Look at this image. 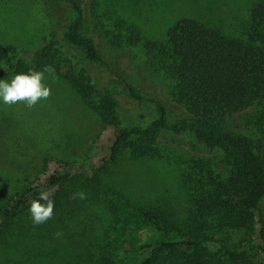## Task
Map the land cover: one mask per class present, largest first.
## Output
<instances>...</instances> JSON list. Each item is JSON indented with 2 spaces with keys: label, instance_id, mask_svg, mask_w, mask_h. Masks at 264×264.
<instances>
[{
  "label": "trees",
  "instance_id": "1",
  "mask_svg": "<svg viewBox=\"0 0 264 264\" xmlns=\"http://www.w3.org/2000/svg\"><path fill=\"white\" fill-rule=\"evenodd\" d=\"M66 1L78 15L64 37L89 60L101 62L94 38L82 32V9L75 0ZM92 4L96 13L99 1ZM95 21L100 35L112 45H141L151 72L165 80L169 93L187 113L171 126L165 107L156 100L159 116L155 120L123 127L118 113L123 89L118 93L108 87V82L100 86L90 73L73 70L70 60L63 58L58 38L34 48L0 44V78L29 70L47 72L44 69L50 67L53 72L47 73L66 80L99 118L100 136L104 138L102 145L87 151L83 161H56L53 169L40 171L0 204V242H6L16 227L31 219L29 202L38 199L41 192L53 202V208L80 192L103 205L113 222L125 221V206L131 215L138 216L136 226L142 227L140 230H152L151 235L127 249L133 254L148 252L139 264H264L260 208L264 198V139L251 138L237 124L238 116L243 112L249 116V111L259 126L264 120V0L252 4L241 23L240 36L196 18L182 17L162 38L152 39L115 8L95 14ZM120 79L125 82L124 91L138 97L131 85ZM245 122L249 124L251 119ZM163 128L190 131L198 143L221 150L227 164L222 173L204 159L181 157L182 186L191 204L181 220L172 208L133 202L106 180L111 166L127 151L135 156H158ZM170 233L173 237L168 236ZM97 264L113 263L104 257Z\"/></svg>",
  "mask_w": 264,
  "mask_h": 264
},
{
  "label": "rangeland",
  "instance_id": "2",
  "mask_svg": "<svg viewBox=\"0 0 264 264\" xmlns=\"http://www.w3.org/2000/svg\"><path fill=\"white\" fill-rule=\"evenodd\" d=\"M83 11L84 35L96 42L101 62L89 60L84 52L64 36L77 17L76 8L66 0H0V44L20 48L39 47L52 37L60 40L63 58L73 70L90 73L100 86L120 93L118 113L121 126L146 125L159 116L158 100L166 109L169 125L178 123L186 110L168 91L165 80L149 69L141 45L118 47L102 37L95 14L110 8L140 27L149 38H162L182 17L201 20L240 36L241 23L256 0H75ZM96 8V7H95ZM64 60V61H67ZM67 69V64H63ZM2 63L0 62V67ZM42 84L50 89L47 98L28 107L25 102H0V204L31 182L40 171L53 169L56 161H83L87 151L104 143L99 118L82 102L79 94L60 76L43 72ZM15 74L0 79L10 81ZM121 78L137 93L124 91ZM238 116V128L251 138L263 137L264 120L259 126L251 111ZM251 119L247 124L245 121ZM204 159L218 172L225 173L223 152L198 143L190 131L161 130L159 154L120 155L106 176L133 202L172 208L181 220L191 205L182 186V156ZM83 194V198L81 195ZM260 208L264 217V198ZM126 217L113 222L110 212L78 193L64 205L53 208L51 218L41 224L27 219L18 223L9 239L0 242V264H68L87 261L97 264L110 258L113 264H139L147 251L133 254L127 249L153 232L136 226L137 215L122 206ZM129 229V230H127ZM142 231V232H141ZM56 233H60L59 236ZM169 237H173L170 233Z\"/></svg>",
  "mask_w": 264,
  "mask_h": 264
},
{
  "label": "clouds",
  "instance_id": "3",
  "mask_svg": "<svg viewBox=\"0 0 264 264\" xmlns=\"http://www.w3.org/2000/svg\"><path fill=\"white\" fill-rule=\"evenodd\" d=\"M44 71L53 72V69L46 67ZM43 75L42 71L29 70L15 74L10 81L0 79V102L10 105L23 101L31 107L38 99L47 98L50 95V89L42 84ZM80 195L83 198V194ZM28 211L33 224H41L52 217L53 202L41 192L38 199H32L29 202ZM56 235L59 236L60 233Z\"/></svg>",
  "mask_w": 264,
  "mask_h": 264
}]
</instances>
